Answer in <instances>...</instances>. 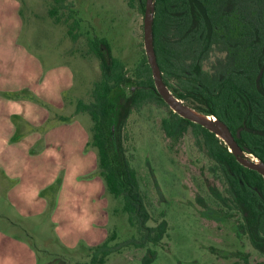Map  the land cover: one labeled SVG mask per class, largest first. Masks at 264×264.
I'll list each match as a JSON object with an SVG mask.
<instances>
[{
	"label": "rangeland",
	"instance_id": "374dc122",
	"mask_svg": "<svg viewBox=\"0 0 264 264\" xmlns=\"http://www.w3.org/2000/svg\"><path fill=\"white\" fill-rule=\"evenodd\" d=\"M128 1L67 0L81 19L73 41L67 11L60 22L50 16L54 0H0V264H77L113 231L114 245L136 235L100 174L91 117L76 113L100 77L88 38H105L129 77L146 54L144 12ZM134 89L129 82L113 98ZM166 117L164 106L132 110L121 134L149 224L167 219L168 234L149 245L156 250L150 262L148 246L114 252L104 264L264 263L240 234V215L227 216L211 193L213 184L224 188L212 161L191 132L168 136Z\"/></svg>",
	"mask_w": 264,
	"mask_h": 264
},
{
	"label": "trees",
	"instance_id": "16d2710c",
	"mask_svg": "<svg viewBox=\"0 0 264 264\" xmlns=\"http://www.w3.org/2000/svg\"><path fill=\"white\" fill-rule=\"evenodd\" d=\"M54 2L50 16L60 22L62 10L67 11L68 33L77 41L81 19L74 4ZM128 3L145 12L146 0ZM154 42L163 79L174 95L223 120L242 150L264 162V0H156ZM87 46L88 52L100 59V77L91 100H80L76 113L87 112L91 117L90 144L97 148L100 174L110 194L122 199L136 235L114 245L117 232L113 231L103 243L89 247L90 261L77 264H104L114 252L157 246L168 234L167 219L155 226L149 224L146 197L121 134L131 111L150 105L169 110V117L163 119L168 136L192 133L224 186L222 190L217 184L210 186L221 210L230 217L240 215L236 220L240 234L264 255V177L241 164L215 133L169 107L155 88L146 54L129 77L125 63L113 55L105 38H88ZM129 82H134V91L113 98L115 90ZM155 255L156 250L149 246L145 262Z\"/></svg>",
	"mask_w": 264,
	"mask_h": 264
},
{
	"label": "water",
	"instance_id": "95a60500",
	"mask_svg": "<svg viewBox=\"0 0 264 264\" xmlns=\"http://www.w3.org/2000/svg\"><path fill=\"white\" fill-rule=\"evenodd\" d=\"M155 12L156 0H146L143 25L144 45L157 92L174 112L186 119L201 124L215 133L216 136L224 140V142L229 146L230 151L236 155L238 161L241 164L250 169L258 171L264 177V162L261 159L252 156L253 154H249L242 150L237 142L236 136L232 133L229 126L223 120L217 118L214 115L205 114L194 109L188 103L184 102V100L174 95L169 86L165 83L155 50ZM261 75L262 72L260 73L259 77H261ZM112 129L114 131V125L112 126ZM241 131L242 128L238 129L237 131L238 138L241 136Z\"/></svg>",
	"mask_w": 264,
	"mask_h": 264
}]
</instances>
